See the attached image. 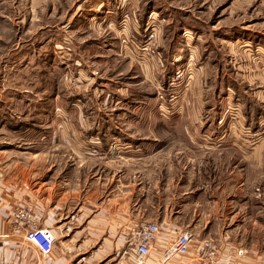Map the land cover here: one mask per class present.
<instances>
[{"label": "rangeland", "instance_id": "1", "mask_svg": "<svg viewBox=\"0 0 264 264\" xmlns=\"http://www.w3.org/2000/svg\"><path fill=\"white\" fill-rule=\"evenodd\" d=\"M0 181L54 264L139 222L264 253V0H0Z\"/></svg>", "mask_w": 264, "mask_h": 264}, {"label": "built area", "instance_id": "2", "mask_svg": "<svg viewBox=\"0 0 264 264\" xmlns=\"http://www.w3.org/2000/svg\"><path fill=\"white\" fill-rule=\"evenodd\" d=\"M12 219L17 228L24 234V240L39 252L43 258L50 257L57 242L56 235L51 228L39 225L38 219L31 207L14 210ZM162 227L155 222H139L134 225L128 236L129 252L125 255L132 256L137 264L147 263L154 247L160 241ZM239 256L244 251L238 252ZM165 263L176 256H193L198 264H229L222 257L220 245L214 240H198L189 231H182L175 240L166 248L163 255ZM0 264H15L0 262Z\"/></svg>", "mask_w": 264, "mask_h": 264}, {"label": "crops", "instance_id": "3", "mask_svg": "<svg viewBox=\"0 0 264 264\" xmlns=\"http://www.w3.org/2000/svg\"><path fill=\"white\" fill-rule=\"evenodd\" d=\"M250 43H246L244 47H248ZM1 182V181H0ZM15 193L13 191H8L3 189L0 184V262H8V263H15V264H54L52 262L51 256L47 258H43L40 256L39 252L36 251L33 246L29 245L24 240L23 232L16 227L13 222L12 214L16 208L19 207L21 203H28L25 202L27 199L20 200L19 198H15ZM41 220H42V227H48L53 230L56 235L57 239V232L52 227L53 225L50 224V220L53 219L54 214L49 210L45 209V213H41ZM99 216L96 215L95 219H98ZM107 217H105L106 219ZM114 218V216H112ZM101 219V217L99 218ZM163 227V226H161ZM189 229H182L179 227H175L171 234L173 239L170 238V242L166 244L164 239L161 238L160 242L153 249V256L156 258H160L162 256V252H164V248L170 247V244L175 240L176 236L181 233L182 231H186ZM190 231V230H189ZM126 238L129 236V231L126 232ZM125 238V239H126ZM173 240V241H172ZM128 241V238H127ZM109 242V241H107ZM111 243V242H109ZM126 243V242H125ZM119 244H116V246ZM221 250H222V257L225 261L229 264H264V253L260 252H253L250 249L244 248L242 246H238L230 241H226L223 243H219ZM122 247V248H121ZM162 248V250H161ZM105 249V248H103ZM112 249V247H110ZM119 249H126V245H121L116 248ZM78 250V248H76ZM244 251L243 256H239V251ZM123 251V250H122ZM163 257V256H162ZM64 260V259H63ZM59 261L57 264L63 263ZM65 264V260H64ZM116 264H132L129 260L124 261V259L120 260L119 263ZM135 264H137L135 262ZM165 264H198L197 258L193 256H176L171 261L165 262Z\"/></svg>", "mask_w": 264, "mask_h": 264}]
</instances>
